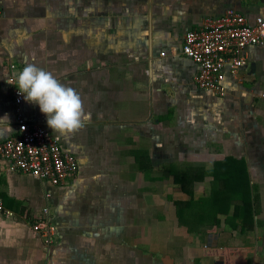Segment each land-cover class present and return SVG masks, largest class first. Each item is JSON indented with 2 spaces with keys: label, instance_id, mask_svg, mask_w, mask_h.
I'll return each mask as SVG.
<instances>
[{
  "label": "crops",
  "instance_id": "obj_1",
  "mask_svg": "<svg viewBox=\"0 0 264 264\" xmlns=\"http://www.w3.org/2000/svg\"><path fill=\"white\" fill-rule=\"evenodd\" d=\"M228 8L264 16V0H0V141L17 110L47 126L8 83L27 63L74 88L90 113L71 136L47 126L78 161L60 185L0 156V199L13 213L0 212V264H264V44L248 48L223 96L195 84L181 53L186 30ZM226 156L245 162L257 196L244 234L228 214L174 204L205 197L207 163ZM165 165L184 171L190 194ZM45 206L50 244L32 230Z\"/></svg>",
  "mask_w": 264,
  "mask_h": 264
},
{
  "label": "built area",
  "instance_id": "obj_2",
  "mask_svg": "<svg viewBox=\"0 0 264 264\" xmlns=\"http://www.w3.org/2000/svg\"><path fill=\"white\" fill-rule=\"evenodd\" d=\"M264 44V16L257 15L252 22L233 8L204 19L196 29L183 33L181 53L196 66L195 84L204 91L223 96L228 76H236L248 59V48ZM13 73L14 64H10ZM9 80L14 81L13 74ZM16 103L23 100L17 87L13 89ZM264 98V93L262 94ZM0 156L7 160L10 171H21L48 181L53 186L62 184L78 171L76 157L64 150L52 131L38 122H29L19 110L15 117V132L0 141ZM49 196V194H46ZM0 212L12 216L0 199ZM48 207L34 219L32 230L45 244L53 242L56 224L48 218Z\"/></svg>",
  "mask_w": 264,
  "mask_h": 264
},
{
  "label": "trees",
  "instance_id": "obj_3",
  "mask_svg": "<svg viewBox=\"0 0 264 264\" xmlns=\"http://www.w3.org/2000/svg\"><path fill=\"white\" fill-rule=\"evenodd\" d=\"M162 171L164 172V176L171 174L173 182L182 191L190 194L189 189L185 185L186 178L184 171L181 172L170 165L166 166ZM207 173L212 176L209 193L197 200L175 201L174 204L178 209V214L186 206H194L203 210L206 216L211 215L213 218L217 212L228 214V217H231L230 219L233 217L235 220L240 221V225H237L233 221L231 223L233 227L241 228V232L244 234L246 232L244 230L245 223L253 221L254 206L257 202V196L252 191L245 162L242 159L226 156L214 161L212 170H207ZM203 174L199 173L196 179L203 177ZM218 243L221 244V241H218Z\"/></svg>",
  "mask_w": 264,
  "mask_h": 264
},
{
  "label": "clouds",
  "instance_id": "obj_4",
  "mask_svg": "<svg viewBox=\"0 0 264 264\" xmlns=\"http://www.w3.org/2000/svg\"><path fill=\"white\" fill-rule=\"evenodd\" d=\"M8 83L17 87L25 101L39 106L47 126L58 137L71 136L90 123L80 94L34 63L25 64L16 73V80ZM207 170H212L210 161Z\"/></svg>",
  "mask_w": 264,
  "mask_h": 264
}]
</instances>
